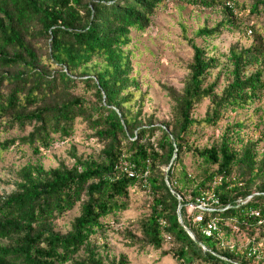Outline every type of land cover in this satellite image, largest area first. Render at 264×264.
I'll return each mask as SVG.
<instances>
[{"label": "trees", "instance_id": "obj_1", "mask_svg": "<svg viewBox=\"0 0 264 264\" xmlns=\"http://www.w3.org/2000/svg\"><path fill=\"white\" fill-rule=\"evenodd\" d=\"M166 1L0 0V158L10 149L41 154L78 125L99 145L90 154L71 145V163L19 167L15 188L0 191V264H127L124 254L109 259L98 240L107 244L133 193L145 195L146 212L135 230L119 232L128 247L160 250L177 264H264L259 237L243 249L227 244L232 224L249 237L264 227V115L256 105L264 92V18L247 24L263 16L264 0H176L222 16L190 36L181 22L191 56L180 88L157 82L170 103L169 118L157 122L144 112L148 92L133 48ZM243 27L252 33L248 45H211ZM203 101L204 115L196 116ZM253 106L249 117L230 119ZM210 191L215 210L197 221L200 210L188 207ZM75 207L69 228L57 230L55 221ZM211 219L216 229L206 236Z\"/></svg>", "mask_w": 264, "mask_h": 264}, {"label": "rangeland", "instance_id": "obj_2", "mask_svg": "<svg viewBox=\"0 0 264 264\" xmlns=\"http://www.w3.org/2000/svg\"><path fill=\"white\" fill-rule=\"evenodd\" d=\"M253 0H240L245 4L251 3ZM248 10L238 14L241 18L245 17ZM222 14L219 9H205L202 7H193L190 5H180L176 0H167L163 8H159L153 19L152 25L144 32L138 33L134 40V68L140 71V78L143 90L148 92V100L144 107L145 113H154L157 122L166 121L169 118L170 103L164 94L159 90L157 82H165L177 88L181 87V80L185 76L184 66L186 60L191 56V49L188 44L182 39L181 22L186 25V35H191L192 30L197 26L207 22L208 25L213 24L221 18ZM263 16L253 15L247 24L260 20ZM249 28H242V31H224L220 36L215 38L211 45L218 46L221 51H226L227 48L238 42L241 45H248L252 38V33ZM201 42V39H197ZM216 76V71L212 73L211 80ZM225 78L222 77L221 80ZM256 105H262L264 115V92L261 101ZM207 107V101H203L195 110L196 116L202 117ZM254 114V106L247 112L232 113L231 118H247ZM260 115V114H259ZM258 114H255L256 119ZM83 126H76L75 134L60 142H55L50 148L44 150L43 153L36 156H31L27 150L21 153L16 149H10L4 152L0 158V191L9 193L15 188L17 180L16 172L20 166L27 161L39 162L44 167H55L60 162L71 163L69 155L71 145L76 147L77 153L90 154L96 153L99 145L94 141L85 140ZM214 133L219 134V130H208L207 135L199 138L197 143L201 144L205 139ZM17 132L13 131L12 135ZM201 134V133H200ZM199 134V135H200ZM4 136V135H3ZM264 149V142L261 145ZM189 158L186 163L189 164ZM133 193V192H132ZM146 197L142 193H133L131 196L129 208L119 214V222L112 224V231L107 235L106 245L102 240H98L101 245L100 251L107 255L109 259H118L121 254L127 255V264H177L176 260L171 255L163 256L160 250L148 248L140 250L139 248L127 246L125 240L119 232L128 228L135 230L137 228L135 220L144 212ZM188 212H191L188 210ZM78 214V208L75 207L63 217L57 219L56 229L65 231L69 228L73 217ZM233 226V224H232ZM263 232V233H261ZM259 237L258 247L264 255V227L257 229L252 237H249L247 232L238 230L236 227L232 235L227 240V244L237 245L239 249H243L250 240Z\"/></svg>", "mask_w": 264, "mask_h": 264}, {"label": "built area", "instance_id": "obj_3", "mask_svg": "<svg viewBox=\"0 0 264 264\" xmlns=\"http://www.w3.org/2000/svg\"><path fill=\"white\" fill-rule=\"evenodd\" d=\"M227 4L230 5V2H227ZM205 195H206L205 198L197 199L196 204H190L188 207L189 211H192L194 208H197L200 210V212H198V214L195 216V220H197V221L202 220L201 212L214 211L215 210L214 206L218 203V200L212 191L206 192ZM255 214L257 215V212H255ZM235 228H236V226L233 225L232 229L234 230ZM215 229H216V221L211 219L207 222L206 226L203 229V232L206 236H211ZM166 239H169V237L167 236Z\"/></svg>", "mask_w": 264, "mask_h": 264}, {"label": "water", "instance_id": "obj_4", "mask_svg": "<svg viewBox=\"0 0 264 264\" xmlns=\"http://www.w3.org/2000/svg\"><path fill=\"white\" fill-rule=\"evenodd\" d=\"M177 212H178V219H179L180 222H182V219H181V215H180L179 209H178ZM188 233L192 236V234H191L190 232H188Z\"/></svg>", "mask_w": 264, "mask_h": 264}]
</instances>
